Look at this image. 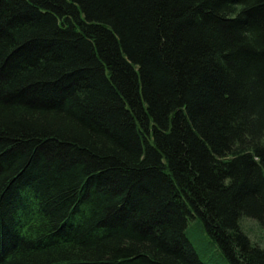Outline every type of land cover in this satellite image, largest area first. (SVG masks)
Segmentation results:
<instances>
[{
  "label": "trees",
  "instance_id": "obj_1",
  "mask_svg": "<svg viewBox=\"0 0 264 264\" xmlns=\"http://www.w3.org/2000/svg\"><path fill=\"white\" fill-rule=\"evenodd\" d=\"M264 0H0V264H264Z\"/></svg>",
  "mask_w": 264,
  "mask_h": 264
},
{
  "label": "rangeland",
  "instance_id": "obj_2",
  "mask_svg": "<svg viewBox=\"0 0 264 264\" xmlns=\"http://www.w3.org/2000/svg\"><path fill=\"white\" fill-rule=\"evenodd\" d=\"M241 227L253 240L264 246V225L259 224L252 218L244 217L241 220ZM187 233L204 262L209 264H230L221 248L213 242V239L206 232L200 220L192 219Z\"/></svg>",
  "mask_w": 264,
  "mask_h": 264
}]
</instances>
